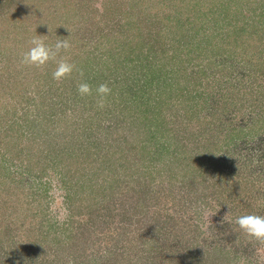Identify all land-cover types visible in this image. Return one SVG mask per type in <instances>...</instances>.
Listing matches in <instances>:
<instances>
[{
	"label": "rangeland",
	"instance_id": "374dc122",
	"mask_svg": "<svg viewBox=\"0 0 264 264\" xmlns=\"http://www.w3.org/2000/svg\"><path fill=\"white\" fill-rule=\"evenodd\" d=\"M212 1L0 0V264H176L180 260L192 264L189 257L181 256L188 247L185 241L189 240V244L193 246L194 236H199L196 241H199L200 246L225 248L231 254L225 264H264V241L247 236L234 223L235 218L240 215H264V164L261 166V163L253 159L246 164V161H238V155L227 154L224 157L223 153H219L216 158L223 157L222 161L228 164L226 167L216 166L221 171L219 181L215 180L216 176L213 174V178H210L211 170L217 171L210 161L197 163L186 169L185 173L178 174V178L187 180L186 182L198 173L207 174L209 181L195 185V188L200 189L211 180L220 182L218 184L222 186L225 198L234 200L232 204L224 203V213H219L227 224L222 230L220 227L225 220H219V214L196 204L188 206L186 197L183 198L187 193L181 191L180 197L173 200L175 207L165 211L174 219L173 225L157 224L156 229L159 231L154 232L152 225L146 222L142 208L147 206V220L150 222L155 204L162 201L163 207V202L168 203L169 193L163 192L162 189H166L161 186L158 188L159 193L154 190L151 195L144 197L139 191L142 183L133 184L131 181L138 175L139 178L143 175L138 173L149 162L144 148L141 149L148 133L145 131L146 127L141 128L145 124L144 119L147 123L155 113L159 124H165L166 121L169 128H176L180 116L173 110L180 108L183 112L190 107L189 101L185 102L186 108L182 106L181 100L179 104L175 99L176 95L183 88L195 86V90L205 91L207 87L205 82L197 81L193 74L194 80L186 82L187 77H191L189 70L182 75L172 73L170 65L176 63V66L186 67L188 61L194 59L189 55L203 56L197 57L189 65L191 69L201 68L209 75L206 80L213 85L212 89L206 90L212 91L215 98L222 93L218 92L225 82L228 86L230 82L232 86L222 93L225 101L222 98L223 102L220 101L215 106L216 109L212 112L214 117L212 113L203 110L197 113L201 102L196 99V119L211 120L210 124H205L206 127L209 126L205 132L207 145L218 140L219 134L215 130H218L220 121L225 117L231 120L229 124L242 128L243 133L250 131V127L258 129V133L264 129V120L261 121L264 108L251 112L244 108V100L240 101L242 98L237 96L239 92L242 93L246 79H250L247 73L253 71L252 64L243 67L251 57H246L240 40L237 39L235 45L225 47L226 52L221 58L217 54L206 57V49L209 48L210 53L218 49L215 46L220 43V35L226 30H233L237 24L241 26L242 17L248 19L252 11L247 10L244 4L237 7L240 13L237 23L230 15L228 18L221 17L219 3L217 5ZM214 9L218 10L215 15L212 12ZM175 22H179V25ZM170 25L178 32L181 30L179 36L173 37L176 39L174 42H170L171 35L165 34L171 28ZM257 34L254 32L255 36ZM34 36H40L50 44L57 39L68 40L70 47L62 50L57 59H68L74 64L79 62L83 70L76 72L77 69H74L73 72L76 73L72 72L65 77L66 82L69 80L76 83L73 91L70 90V85L65 91L58 89L55 95L54 90L51 91L55 102L60 103L57 107H62L64 113L55 116L54 101H51L53 109H46L50 106L48 102L36 106L37 108L33 104L32 113L38 111V114L40 111V117L51 115L52 119L47 123L39 120L41 124H34L30 129L34 116L25 113L28 108L23 103L20 104L19 95L26 89L32 90L35 87L31 81L33 75L42 91L46 92L47 86L52 82L44 76L48 69L52 72L56 67L55 61L39 68L21 63V55L27 51L29 41ZM233 36L228 39L230 42H233ZM161 39H164V45H160ZM197 42H201L197 50L195 46L189 45ZM201 46H205V49L201 50ZM139 49L142 52L139 57L144 60L140 65L135 64V69H124L123 64L127 63L129 67ZM175 56L178 61H175ZM154 58L158 63L162 62L165 68L163 76L159 75L161 81L149 79L151 75L148 67ZM211 61L216 68L222 63L229 70L222 75L218 69L216 71L215 68L207 67V63ZM135 62L139 63V60ZM92 73L96 77L90 75ZM11 76H17L18 79L19 76L23 77V80L17 81L15 89L9 84ZM126 77L128 81L125 80ZM241 77L244 79L242 82ZM81 82H87L91 86L90 94L81 95L78 92V84ZM101 83H106L111 89L104 101L111 102L120 89L124 91L122 95L125 100L130 101L127 115L125 111H121L117 102L114 103L116 113L111 118L114 127L108 135L112 141L108 139L106 144L100 133L101 125L106 124L85 121V130L76 124L87 116L88 107L93 108L98 103L96 87ZM55 84L51 88L60 85L61 79ZM162 90L164 94L161 96ZM62 92L63 95L68 94L59 98ZM191 92L192 95L196 94ZM74 93L78 96L74 97ZM11 94H16L14 99H11ZM232 101L235 102L234 107L230 106ZM4 102L7 103V109L1 107ZM103 107L113 108L109 103H104ZM140 107L141 116L138 115ZM13 108L17 111L15 114H12ZM44 109L47 111L44 112ZM5 113L7 120L3 117ZM23 114H26V118ZM68 118H71V122ZM186 119L187 117L185 121ZM198 123L194 121L190 127H196ZM51 125L55 127L52 128ZM76 126L80 128V132L72 134H75L73 140H77L64 152L57 150L47 154L39 146L27 145V139H32V130L37 133L38 141V131L45 137L49 132L57 133L60 140L63 137L68 139L66 135ZM19 128L24 136L21 139L16 136ZM222 130L218 131L223 133ZM198 131L200 129L195 131L196 134ZM82 132L84 134L78 136ZM178 134L187 136L181 131ZM90 142H94L90 149L94 147L97 159L92 158L94 155L88 157L92 151L85 152L84 148ZM256 143L258 144V140ZM110 144H114L115 149L109 153L107 145ZM45 146L49 149L53 147L52 144ZM204 148L202 147V152ZM109 154L114 160L110 172L103 167L104 160H98L101 156L106 160ZM192 155L195 157L197 151ZM234 158L239 165L236 169L229 164ZM189 160L191 162V158ZM124 164L126 168L123 167ZM98 177L100 182L105 177V180L114 179L113 189L102 188L103 185L107 187L103 183L99 190L94 184ZM193 209L199 214H193ZM186 218H192L193 221L186 222ZM160 219L163 217L160 216ZM192 225L198 227L196 232L190 231ZM193 248L197 250L195 246Z\"/></svg>",
	"mask_w": 264,
	"mask_h": 264
},
{
	"label": "trees",
	"instance_id": "16d2710c",
	"mask_svg": "<svg viewBox=\"0 0 264 264\" xmlns=\"http://www.w3.org/2000/svg\"><path fill=\"white\" fill-rule=\"evenodd\" d=\"M213 3L215 2V4L220 5V12H221V17L223 18H228V16L230 15V17L237 23H239V15L240 13L237 11V7L239 8V6L241 4H244L243 6L245 8H247V10H251L252 11V15L245 18H243V21L241 22V26H234L233 30H226V32L223 35H220V43L217 44L215 47L218 48L215 51H212V53L209 52V48L206 49V52L208 51V54L206 53V57H213L215 56V54H217L218 57H222V55L226 52L225 47H227L229 44L231 45H235V42L237 41V39L240 40V46L243 50V52L245 53L247 58H250L246 61V66L244 65L243 67H248V65H251V67H253V71L248 72V76L250 77V79H246L245 82V86L243 85V91L242 93L239 92V90L237 91V93L239 92V94H237V96L240 98H242L240 101L244 100L245 106L244 108L249 109V111L254 112L255 109H260L264 108V0H221L220 2H217V0H213ZM243 6H241L243 8ZM231 8V9H230ZM232 8H235L232 11ZM212 11V10H211ZM240 11V10H239ZM212 12H214L213 15L216 14V12H218L217 9H214ZM255 14V16H254ZM254 16V17H253ZM168 18V16L166 17ZM207 21H210V19H207ZM176 25H179V22H175ZM172 25H170L171 27ZM175 26V25H174ZM227 26H229V23H227ZM167 29V28H166ZM178 29V28H176ZM174 30L172 27L168 28L166 33L167 35H171L170 38V42H174L176 41V39H173V37L175 35L180 34V31H176ZM255 33H258L256 36L254 35ZM233 36L232 41L230 42L228 39L231 38V36ZM223 36V37H222ZM226 40V41H225ZM228 40V41H227ZM159 42H161L160 45H164V39H161ZM192 45V47H196L195 49L197 50L199 48V46L201 45V42H197L195 45L193 44H189ZM210 45V44H209ZM191 47V48H192ZM140 48V47H139ZM201 50L205 49V46H201L200 47ZM190 51H188L189 53ZM141 49H139V52L137 53V55L135 56L134 60H131L129 67L127 63H124L123 65L125 66L124 69L129 68L130 69H135L136 66L135 64H141L142 60H144V58H140L139 55L141 54ZM210 53V55H209ZM144 55V54H142ZM209 55V56H208ZM146 56V55H144ZM191 58L196 59L198 56H193V55H189ZM198 58H203V56H199ZM197 58V59H198ZM216 58V57H215ZM137 59L139 60V63L135 62V60L137 61ZM141 59V60H140ZM175 61H178L177 57L175 56ZM194 59H190L188 62L193 63ZM208 59V58H207ZM214 60V59H213ZM145 61L146 58H145ZM144 61V63H145ZM79 62H76V72H80L83 70V68H81V66H79ZM176 63H173L172 65H170L171 71L172 73H174V75H176V73H178V75H182V73H185L187 70L190 71V75L193 74L195 75L194 78L197 79V81H202L206 83V88L205 91L197 89L195 90V86H193L192 88L188 89H182V92L178 95H176L175 99L176 101H178V103L180 104V102L182 101V106H184V108H186L185 106V102L189 101L190 102V107H188V109L186 110H180V108L173 110L174 112H176V114L178 116H180V122L177 125L176 128L172 127L169 128L167 126V122L165 121V124H162V122H160V124L158 123V118L155 116V113H153L151 115V119L146 123V120L144 119V123L142 124L144 128L146 127L145 131H148L147 136H145V143L143 144L142 148H144L145 152L147 153V159L149 160L148 164H145L143 167H145V169L143 168L142 171L138 174L142 175L139 178V175L134 179L131 180L133 181V184L136 182H141L142 183V187L139 186V188L141 187V189L139 190L140 193L146 197L151 195V193L155 190L156 193H159L158 189L159 187H164L166 190H163V192H167L169 193V195L167 196L168 199V203L167 202H163V207H162V201L157 202L154 206V211L152 212L154 215L151 217L150 222L147 220V218L149 217V213H148V208H142L143 213L146 217V222L150 223L152 225V230L154 232L159 231L157 230L156 226L157 224H165V225H173V221L174 219L171 218L170 214L165 212L166 210L168 211V209L170 208V210L172 208L175 207V204L173 203V200H177L180 196V192L181 191H185V193H187L186 196H184L183 198L186 197L187 199V205L191 206L192 204H196L199 207H204V208H209L211 211H214V213H224V209L225 206L223 205L224 203L227 204H232L233 203V199L227 197L225 198L224 192L223 190H221L222 186L218 183L220 182H216V181H212L207 183L204 188L200 189V188H195L196 186H199L201 184H204L205 181H207L209 178L207 177V174L204 173H198V175L194 176V178L191 180H189L188 182L184 181L183 179H179L178 178V174L181 173H185L186 169L188 168H192L195 164L197 165V163H206L207 161L211 162V165H213L212 167L216 168L217 171H213L211 170L210 172V178H213V175L216 176L217 181L220 180L221 176V171H219V167L216 166H222V167H226L228 164L224 161H222L223 157H219L216 158V156L219 153H223L222 156L225 157V155L227 154H232L233 155H238L236 157H239L240 162H244L246 161V164L248 163V161H253L255 160L257 163H261L263 166L264 164V129L258 133V129H254L253 127H250V131L243 133V129L242 128H238V127H234L233 125L229 124L231 122V120H227L226 117L224 119H222L220 126H218V130L224 131L223 133H220L218 130H215V132L217 134H219L218 140L215 141L214 143H212L211 145H207V141L205 140V132L208 130L207 127H209L207 125V127L205 126V124H210L211 120L208 119H203L202 121H200L198 118L196 119V115L195 112L197 110H195V107L197 106V102L196 99H199L201 102V106L200 109L197 111V113H199L200 111H205L208 112L209 114H211L213 112L214 109H216V105L220 104L223 102L222 98L224 99V94H222L223 92H226L229 88H232V86H230V82H229V86L228 83L225 82L223 84V87L220 88V91L218 92L220 94V92H222L220 95H218L220 99L215 98L213 96V92L212 91H207L206 89H212L211 86L213 85L211 83V81L206 80V78L209 77L208 74H206L204 72L203 69L201 68H196V69H191V66L188 64L186 65V67H182L183 65L180 66H176ZM51 65V64H50ZM88 65V64H87ZM207 67L209 68H215L216 71L218 69V71L224 75L226 74V72L229 70V67H226V65H222V63H220V66H218V68H216L215 64L211 61L207 63ZM85 66V65H84ZM83 66V67H84ZM215 66V67H214ZM182 67V68H181ZM195 67V66H194ZM106 68H110L109 66H106ZM113 68V67H111ZM149 72L151 77H149V79L152 81L153 79L155 81H158L161 79L159 78V75L163 76V71H165L164 65L162 62L157 61V59L154 58V60L152 61V64L149 65ZM89 68H87L88 70ZM54 71V70H53ZM52 71V72H53ZM52 72L51 69H48L46 71V75L44 76V78H47L50 80V82H52L50 84V86H47V90L46 92L42 91L41 86L39 83H37L36 81V76L33 75L31 77V81H32V85L35 84V87L32 90H28L26 89L25 91H23V93H21L19 95L20 97V104L23 103V106H25L26 108H28L26 110L25 113H28L33 117L32 121L30 122V129L32 126H34V124H36L37 126L40 125V121L41 122H49L52 118L49 117H40L39 113L37 114L38 111H35L32 113L31 111V107L34 104V107H38V105L43 104L46 102H48L47 104H49L50 106L46 109H53L52 105H51V101H54L55 103V107H56V112H55V116L59 115V114H63L64 110H62V107H57L58 104H60L58 101L55 102L54 100V95L57 91H59L58 89H61L62 91L66 90V88H70L71 91H73V89L76 86V83H74V81H67L66 82V78L61 79V84L57 85L56 88H51V85H56V81H54V79L52 78ZM73 72V73H76ZM253 72V74H252ZM90 73V72H88ZM49 75V77H47ZM93 77H96V74L92 73L90 74ZM88 75V76H90ZM244 75V74H243ZM74 76V74H73ZM72 76V77H73ZM87 76V77H88ZM228 76V75H227ZM68 77V76H67ZM245 77V75L243 76ZM10 82L9 84H11L12 88L14 86H16L17 81L19 82V80H23V77L19 76V79L17 76L15 77H10ZM189 78V79H188ZM194 78L189 76L187 77V79L185 80L186 82H188V80H194ZM215 78V77H214ZM73 78H71L72 80ZM125 80L128 81V78L126 77ZM241 82L244 80L241 77ZM24 83V82H23ZM21 83V84H23ZM37 83V84H36ZM208 83V84H207ZM126 86H128V82H126ZM147 84V81L146 83ZM151 82L149 81V86H150ZM70 85V87H68ZM38 87V89H37ZM229 87V88H228ZM241 87V86H240ZM65 88V89H64ZM141 88V87H140ZM15 89V87H14ZM142 89V88H141ZM52 90H54V95L52 94ZM69 90V91H70ZM196 93L195 95H192V92ZM124 91L122 89L119 90V92H117V97H112L111 102H106V100L104 101V103H109L110 105L113 106L109 107V108H104L102 107V109L98 108V103L91 109V108H87L88 111L87 112V116H84V119H80L82 120L80 123H76L78 125V127H82L83 130L86 129V126L83 124L85 121H90V122H94V121H99L102 124H106V125H101L102 127V131H100L101 136H102V140L106 141L105 144L108 142V139H110L108 137V135L110 134V129L112 127H114L113 125V121H111V118H113L115 116L114 113H116V109L114 108V103L117 102L118 106H121L122 110L121 111H125V114L129 111L128 110V103L130 102L129 100H125L126 98L122 95ZM28 94V96H24V94ZM129 91H127L126 94H128ZM64 93L62 92V95L60 94L59 98L64 97L65 95L68 94V92L63 95ZM164 94V91H161V96ZM16 94H11L10 97L11 99L15 98ZM74 97L78 96V94H73ZM67 99V97H66ZM181 100V101H180ZM225 101V99H224ZM237 101V100H236ZM248 101V102H247ZM9 104V102H8ZM13 104V103H12ZM215 104V105H214ZM231 107H234L235 102L232 101L230 103ZM238 104V102H237ZM242 104V103H241ZM5 105V106H4ZM7 103L4 102L3 106H1L2 108L4 107V109H7L6 107ZM227 105V104H226ZM36 107V108H37ZM54 107V108H55ZM77 107V106H76ZM176 107V106H175ZM119 108V109H121ZM44 109V112H46L47 110ZM91 109V110H90ZM118 109V110H119ZM209 110H211V112H209ZM17 111H15V108H13L12 110V114H15ZM43 112V113H44ZM83 111V114H86V112ZM7 113V112H6ZM6 113L5 115H3L4 119L6 118ZM32 113V114H31ZM66 113V112H65ZM183 113V115L181 116V114ZM142 114L141 111V107H140V111L138 110V115ZM70 115V114H69ZM127 115V114H126ZM157 115V114H156ZM213 115V113H212ZM158 116V115H157ZM252 116V114H251ZM2 117V118H3ZM23 117L26 118V114H23ZM143 117V116H142ZM187 117L186 121L185 118ZM214 117V115H213ZM71 122V118H68ZM7 120V119H5ZM106 120H109V122H107ZM260 119H258L259 121ZM264 120V116L261 117V121ZM196 121V123H198L199 125H197L196 127H190L192 124V122ZM205 121H208V123H206ZM252 122V121H251ZM86 124V123H85ZM80 125V126H79ZM205 126V127H204ZM52 128L55 127V125H51ZM78 127H74L72 129V132L68 135H66L67 137H69L68 139L63 138H57V133H48V136L45 137L44 135H41V131H38V134L40 135L39 137V141H38V136L37 133L32 130V132L30 133V137H32V139L28 138L27 139V145H34V146H39V148H43L44 151L47 154L53 153L57 150H60L61 152L65 151L66 149L69 148L70 145H72L73 143H75V141L77 140V138H75L73 140V137H75V134H72L73 132H80V128L78 129ZM198 127V128H197ZM58 128H60L58 126ZM140 128V129H141ZM140 129H136V130H140ZM200 129V131H198V134H196V130ZM178 131H181L184 134H187V136L185 135H179ZM17 139H21L23 138V132L20 133V128L17 130ZM72 134V135H71ZM82 134H84L83 132L78 135V136H82ZM207 135V134H206ZM261 135V136H259ZM15 136V137H16ZM257 136L258 139H255ZM58 140V142H56L55 140ZM82 138V137H81ZM16 139V140H17ZM111 140V139H110ZM252 140V141H251ZM258 140V144L256 143ZM112 141V140H111ZM80 142V141H79ZM252 142V143H251ZM94 142H90L88 143V145L86 146L85 152L88 151H92L90 152V154H88V157H93L97 159V157L94 154V147L91 148V144ZM53 145V147H51L50 149L47 148L45 145ZM95 146V144L93 145ZM79 147L81 148L82 146L79 145ZM202 147L204 148V152H202ZM209 147V148H208ZM107 148L109 149L108 152L110 153L112 149H115V145L114 144H110L107 145ZM90 149V150H89ZM210 149V150H208ZM194 151H197V155L194 157L192 155V153H194ZM216 153L214 154L213 153ZM207 152V153H205ZM218 152V153H217ZM70 156H72V153L69 154ZM108 156V155H107ZM106 156V157H107ZM99 157V156H98ZM198 157V158H197ZM191 158V162L190 159ZM98 160L103 161L104 160V165L103 167L105 168V170H111V166L114 165V160L112 158V155L109 154L108 158L105 160L104 156H101L98 158ZM176 161V162H175ZM238 161L231 160L230 161V167L232 168H237L239 165L237 164ZM159 164V165H158ZM174 164H176V166H173ZM242 164V163H240ZM106 165H108L106 167ZM124 168H126V165L124 164L123 166ZM213 174V175H211ZM141 178H144L141 180ZM105 179H107L105 177ZM104 178L101 179V182L99 180V177L97 178L98 181H95V186L98 187V189L100 190V187L103 185V183H105V185L107 187H105L103 185L102 188L104 189H113L114 187V183L115 180L114 179H110V180H105ZM188 179V178H187ZM147 180V181H145ZM210 180V179H209ZM208 180V181H209ZM145 181V182H143ZM117 182V181H116ZM213 182V183H212ZM123 183V182H122ZM188 183V185L186 184ZM190 185V186H189ZM151 186V187H150ZM192 186V187H191ZM189 187V188H188ZM214 187L217 189H214ZM120 189V187L118 188ZM153 189V190H151ZM154 192V193H155ZM164 196V195H163ZM165 197V196H164ZM163 199V197L161 198ZM161 206V207H160ZM222 206V207H221ZM220 207V209H218ZM178 210H180V206H178ZM193 214L198 215L199 213L197 211H195L193 209ZM219 220H225L224 218H222L223 216H221V214H219ZM160 216L163 217V219H160ZM186 222H192V218H186L185 220ZM226 220L223 224H221L220 229H224L226 228ZM160 227H158L159 229ZM196 228L198 227H194V225H192V229L190 228V231L196 232ZM178 229V227H177ZM181 229V228H180ZM197 237L199 238V236H194V243L193 246H195V248H197V250H195L193 248L192 245H190L189 240L185 241L186 243H188V247H186V250L183 254V256L181 257H189V259L192 260V264H225L226 261H228L230 255L229 253L226 251L225 248L220 247V248H212L209 246H200L199 245V241H196ZM236 257H234L235 259ZM177 263L180 264H188L186 262V260H180V262L178 261ZM176 263V264H177ZM191 263V262H190Z\"/></svg>",
	"mask_w": 264,
	"mask_h": 264
},
{
	"label": "clouds",
	"instance_id": "9594fccd",
	"mask_svg": "<svg viewBox=\"0 0 264 264\" xmlns=\"http://www.w3.org/2000/svg\"><path fill=\"white\" fill-rule=\"evenodd\" d=\"M29 45L27 51L21 55V63L39 68L51 61H55L56 67L52 72L54 80L67 77L76 69V65L68 59H57L62 50L70 47L68 40L57 39L54 43L50 44L46 43L45 39L40 36H34L29 41ZM77 90L81 95H87L91 93L92 88L87 82H81L78 84ZM110 92L111 89L106 83H101L96 87V93L99 97V107L102 108L104 106V99ZM234 223L247 236L264 241V215H240L235 218Z\"/></svg>",
	"mask_w": 264,
	"mask_h": 264
}]
</instances>
